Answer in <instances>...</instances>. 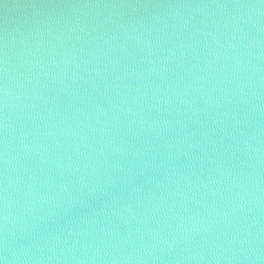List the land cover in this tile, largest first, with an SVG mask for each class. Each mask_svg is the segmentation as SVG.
Instances as JSON below:
<instances>
[{
    "label": "water",
    "instance_id": "obj_1",
    "mask_svg": "<svg viewBox=\"0 0 264 264\" xmlns=\"http://www.w3.org/2000/svg\"><path fill=\"white\" fill-rule=\"evenodd\" d=\"M5 254L264 264V0H0Z\"/></svg>",
    "mask_w": 264,
    "mask_h": 264
},
{
    "label": "clouds",
    "instance_id": "obj_2",
    "mask_svg": "<svg viewBox=\"0 0 264 264\" xmlns=\"http://www.w3.org/2000/svg\"><path fill=\"white\" fill-rule=\"evenodd\" d=\"M5 93H7V89L5 88ZM5 204H7V201H5ZM5 223H7V214H5ZM5 253H7V246L5 245ZM0 264H8V256L5 254L3 257H0Z\"/></svg>",
    "mask_w": 264,
    "mask_h": 264
}]
</instances>
